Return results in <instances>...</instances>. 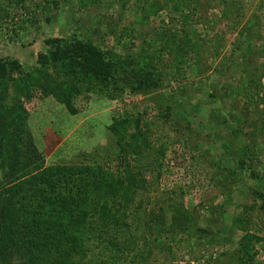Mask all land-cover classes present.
Listing matches in <instances>:
<instances>
[{
  "label": "rangeland",
  "instance_id": "rangeland-1",
  "mask_svg": "<svg viewBox=\"0 0 264 264\" xmlns=\"http://www.w3.org/2000/svg\"><path fill=\"white\" fill-rule=\"evenodd\" d=\"M146 1L0 0V59L17 60L13 78L22 82L27 72L50 63L58 53L55 45L62 43L81 68L76 74L104 75L111 71L105 57L112 58L109 78L123 89L111 98L97 91L74 93L69 86L68 103L37 89L31 99L22 98L31 147L42 154L40 169L87 163L122 167L114 122L124 113L143 112L150 126L148 149L123 140L124 156L141 185L131 210H138L142 224L146 219L152 225L156 216L148 212L172 203L166 198L170 193L193 218L178 228L181 221L169 212L157 233L141 238L138 249L116 264H239L240 258L244 264H264V183L251 177L252 167L258 175L264 172V78L258 105L241 94L229 96L236 83L245 79L253 86L263 71L264 0H229V7L239 10L225 18L220 0H199L197 15L190 11L185 26L170 0L153 14H147ZM171 28L184 29L201 45L199 68L183 63L177 70L163 52L160 33ZM248 44L253 50L243 61ZM145 57L151 62L140 68ZM134 76L136 85L159 78L160 86L134 93L129 82ZM248 148L253 165L246 169L239 162L249 165L243 154ZM142 224L139 230L146 233ZM87 257L92 264L101 259Z\"/></svg>",
  "mask_w": 264,
  "mask_h": 264
},
{
  "label": "trees",
  "instance_id": "trees-1",
  "mask_svg": "<svg viewBox=\"0 0 264 264\" xmlns=\"http://www.w3.org/2000/svg\"><path fill=\"white\" fill-rule=\"evenodd\" d=\"M170 1L174 16L183 26L187 25L188 13H195L199 0ZM228 1L220 0L221 18L228 17L232 10L238 14L239 8L232 9ZM145 3L147 14L166 8L165 0H147ZM233 18L236 20V16ZM245 31L250 41V30ZM160 34L162 50L170 55L172 59H169L175 63V69L178 70L183 63H192L196 68L201 66V45L192 40V35L177 28ZM58 44L55 45L58 51L56 58L27 72L25 78L29 79L24 78L23 84L13 78V74L19 70L17 60L0 59V264H92V260L87 257L88 253L101 257L94 264H116L122 261L123 256L138 249L141 238L157 233L169 212L172 220L181 221L177 224L178 228L186 227L193 218L180 203L173 201L170 193L166 198L172 200V203L159 207L156 213L152 210L148 212L156 216V222L152 225H147L146 219L142 224L141 217L136 215L138 210H131L130 205L136 199L140 180L135 178L133 167L124 156L127 146L123 140L127 139L128 144L135 145L136 149L142 146L148 149L146 136L150 126L143 112L124 113L114 122L117 144L122 147V167L113 170L110 167L105 169L101 164L87 163L81 167H62L54 171L40 169L42 154L38 151L36 153L31 147L33 143L23 106V100L34 96L32 91L37 89V94H51L63 103L69 102V86L74 93L97 91L111 98L123 91L109 78L115 70L112 58L105 57V67L111 71L104 75L89 76L84 71L76 74L81 68L76 67L75 59L68 56L67 45ZM251 46L248 44L245 49L242 48V51L245 50L243 61L250 56L249 51L253 50ZM238 54L237 60H241L242 53ZM143 59V62L139 59L137 63L140 68L144 62H151L152 58ZM50 68L52 72H49ZM262 78L264 66L257 83L251 86V82L242 79V82L233 86L235 89L230 88L229 96L236 98L241 94L246 102L258 105L255 100L261 101L264 98H260L261 92L257 89ZM158 79H152V83L148 81L144 87L140 85L141 82L136 85L135 76L134 82H129H132L135 93L139 88L146 89L150 85L159 87ZM9 89L13 93L11 96ZM261 104L260 112L264 115V100ZM262 124L264 126V116ZM136 153L142 154L141 151ZM243 154L249 165L246 166L244 161L239 163L248 169L253 165L252 150L244 149ZM261 166L264 169V164ZM251 177L264 183V172L258 175L253 167ZM137 224L146 227L147 232H141ZM238 224L235 226L238 227ZM240 261L239 264H244L242 258Z\"/></svg>",
  "mask_w": 264,
  "mask_h": 264
}]
</instances>
